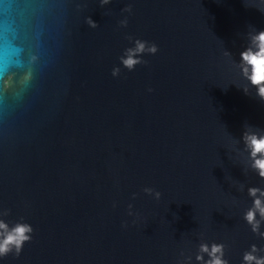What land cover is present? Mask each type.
Here are the masks:
<instances>
[{"label":"water","instance_id":"water-1","mask_svg":"<svg viewBox=\"0 0 264 264\" xmlns=\"http://www.w3.org/2000/svg\"><path fill=\"white\" fill-rule=\"evenodd\" d=\"M260 32L264 0H0V222L33 229L0 264L264 258ZM137 40L158 51L130 71Z\"/></svg>","mask_w":264,"mask_h":264},{"label":"clouds","instance_id":"clouds-1","mask_svg":"<svg viewBox=\"0 0 264 264\" xmlns=\"http://www.w3.org/2000/svg\"><path fill=\"white\" fill-rule=\"evenodd\" d=\"M105 3L108 0H104ZM91 27H96L91 21H89ZM253 43L256 50L253 51L249 48L247 51L241 53V59L243 63L247 66L244 68V73L251 84L258 89V95L264 99V32H260L253 38ZM146 41L137 40L135 42V48H129L126 50L125 56L121 57V63L124 67L128 68L130 71L137 65L141 63H146L141 61L137 57L147 51L150 54H156L158 48L155 44H151L146 48ZM249 68L251 69V74H248ZM119 72L118 68H114L112 75L115 77ZM151 91V89H149ZM245 143L251 151V155L254 159L253 167L259 172L261 178H264V137H257L255 135L245 134ZM259 159H256L257 156ZM146 191L151 194L150 189ZM259 189L250 188L249 195L256 197ZM264 196V192L260 193ZM157 198H159L160 193H156ZM259 211L261 216L264 217V204H262L260 199H254L253 209H250L245 220L252 225L253 232H257L259 228V221L255 219L256 212ZM0 257L7 256L13 248H15L17 255L20 253L22 246L25 242L30 241L31 233L33 231L32 227L27 223H17L15 227L9 229L8 225L4 222H0ZM264 235V234H262ZM223 246L213 244L211 250L206 244L201 245L200 251L206 253L209 256V260L204 262V264H227V261L222 259L223 257ZM256 251L255 245L252 246V252H247L244 254L243 260L244 264H264V258H257L252 253ZM197 260L203 261V256H198Z\"/></svg>","mask_w":264,"mask_h":264}]
</instances>
